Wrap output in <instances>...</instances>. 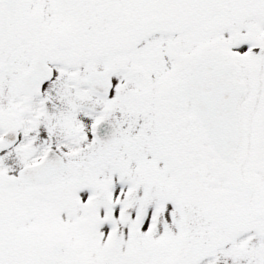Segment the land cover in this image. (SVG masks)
<instances>
[{
	"label": "snow or ice",
	"instance_id": "obj_1",
	"mask_svg": "<svg viewBox=\"0 0 264 264\" xmlns=\"http://www.w3.org/2000/svg\"><path fill=\"white\" fill-rule=\"evenodd\" d=\"M0 264H264V0H0Z\"/></svg>",
	"mask_w": 264,
	"mask_h": 264
}]
</instances>
